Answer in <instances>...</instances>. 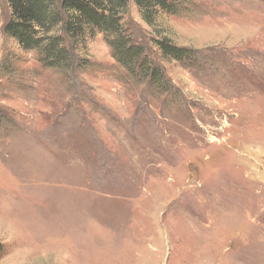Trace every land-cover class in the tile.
<instances>
[{
	"label": "rangeland",
	"instance_id": "374dc122",
	"mask_svg": "<svg viewBox=\"0 0 264 264\" xmlns=\"http://www.w3.org/2000/svg\"><path fill=\"white\" fill-rule=\"evenodd\" d=\"M180 1L165 87L99 32L44 66L2 3L0 264H264V0Z\"/></svg>",
	"mask_w": 264,
	"mask_h": 264
},
{
	"label": "trees",
	"instance_id": "16d2710c",
	"mask_svg": "<svg viewBox=\"0 0 264 264\" xmlns=\"http://www.w3.org/2000/svg\"><path fill=\"white\" fill-rule=\"evenodd\" d=\"M2 3L9 11L3 32L24 50L38 51L44 66L68 70L84 64L74 51L96 32L103 35L112 57L128 73L140 74V79L162 87L167 85L161 68L151 61L153 49L148 40L162 60L182 61L187 56L188 65L198 64L189 49L177 46L158 25L162 14H176L181 9L180 0H0V13ZM131 7L151 29L149 35L129 16ZM2 253L0 243V258Z\"/></svg>",
	"mask_w": 264,
	"mask_h": 264
}]
</instances>
